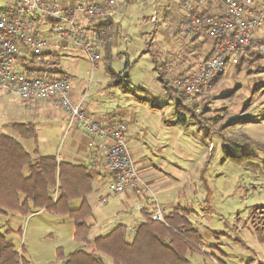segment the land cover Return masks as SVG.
<instances>
[{
    "label": "rangeland",
    "instance_id": "rangeland-1",
    "mask_svg": "<svg viewBox=\"0 0 264 264\" xmlns=\"http://www.w3.org/2000/svg\"><path fill=\"white\" fill-rule=\"evenodd\" d=\"M113 1L118 3L112 16L113 28H108L109 52H100L101 61L94 68L85 57L81 58L80 74L88 86L86 100H103L110 110L124 111L116 119L126 125L127 131L148 141L153 158L183 172L175 181L177 207L188 211L203 244L201 252L189 256L190 264H264V58L249 64L241 60L236 67L228 64L208 95L195 101L198 108L209 106V115L220 119L224 116L222 122L229 123L222 135H206L203 124L196 120H178L175 98L165 95L160 81L154 78L150 59L155 48L152 53L142 51L153 39L150 15L155 11L150 5L160 6L154 24L166 27L174 15L165 19V12L174 9L177 17L186 14L182 1L172 0L171 6L167 0ZM9 2L0 0V12L8 10ZM155 37L164 43L163 38ZM176 39L178 33L171 35V40ZM158 57V61L165 59L161 53ZM104 69L114 73L110 79L119 73L128 75L120 79L121 85L108 86L113 93L110 97H98L99 83L105 84L109 78ZM216 92L227 95L225 101ZM159 147H163L162 153H158ZM118 195L107 196L105 206L88 219L94 226L90 241L114 224L112 204ZM78 204L73 201L71 207L77 208ZM73 233L74 224L69 218L46 211H34L26 217L15 212L0 215V234L27 264H62L68 254L90 248L77 243ZM101 259L104 264H112L106 256Z\"/></svg>",
    "mask_w": 264,
    "mask_h": 264
},
{
    "label": "crops",
    "instance_id": "crops-1",
    "mask_svg": "<svg viewBox=\"0 0 264 264\" xmlns=\"http://www.w3.org/2000/svg\"><path fill=\"white\" fill-rule=\"evenodd\" d=\"M12 1L13 0H11V3L9 2L8 10L13 8V5L17 0H14V2ZM57 1L63 5L71 4L73 2V0ZM84 1H98L103 10L107 12V15L103 18H88L83 14H78L76 20L77 26L84 32L85 40L92 45H95L99 54L101 51H105V54H107L109 52L108 28H113L114 24L112 16L116 13L118 2L110 5L108 0ZM128 1L130 2L131 0ZM181 1L185 7L186 14L177 17V13H175L176 10L174 9L172 13L165 12L163 14L164 17H166L165 19L174 15L171 25H166V27H163L164 25L160 23L157 25L154 24L158 20L157 13L159 12L160 6L157 3L150 5V8H153L155 11L150 15V22L152 23L150 29L152 30L153 39L149 40L150 42L146 43L145 49L142 50L144 53H147L146 50L149 51L148 53H152L153 47L156 49V52L154 49L150 59L156 72L154 78L160 81L165 95H168L170 98H175V108H177V97L173 94L167 93L163 86L164 82L167 81L169 83V80L172 81L177 75H180L179 77L187 75L189 72L195 70L202 61L214 54V40L206 33V31L202 35L195 36L180 34V25L189 13L185 5H190L191 11L194 13H206L213 16L222 15L224 10L221 0ZM167 2L170 5V2L173 1L167 0ZM129 9L130 7L127 9V13L129 12ZM26 18L32 22V30L49 41L50 47L38 57L32 55L27 49H23L20 63L24 70L30 74H39L49 78H65L70 85L69 94L71 100L74 102L81 101L84 109L90 117L97 120L101 125L109 127H114L120 123L121 120H117L116 118L120 117L121 114H124V111L121 109L110 110L105 106L106 104L103 100H86L87 97L85 98V96L88 92V86L84 75L80 74V63L82 62L81 58L85 57L87 59V57L77 47L76 43L71 39H57L56 35L51 31L50 23L39 18L38 14L28 15ZM177 33L179 39L171 40V35H177ZM140 35L143 36V33H140ZM125 36L128 37L129 35L125 34ZM155 36H157L158 39L163 38L164 43L157 42ZM252 41L253 43L264 42V27L252 32ZM165 43H167L168 47ZM162 48L165 49V52L161 51ZM160 53L164 55V61L157 60ZM263 58L264 54L258 52L252 47L245 55L240 57V61L244 60L249 64L255 61H260ZM100 61L101 60L98 62ZM104 72L105 75L108 74L107 76H109V78L105 81V84L99 83L100 90L98 97H110L113 93L109 92L110 90H108V86L120 84V79L122 77H128L127 74L123 73L124 75H121L119 73L110 79L111 76H114V73H112L110 69L108 71L105 70ZM223 73L218 80L222 77ZM116 78L118 79L115 80ZM168 86L175 89L170 83ZM208 93L209 91H205L197 95V97H199L196 100L194 99L192 103H189L184 97L183 98L188 104H193L197 112H200L204 108H207L210 112L211 110L209 109V106L202 105V107L199 106V108L201 107L200 109L195 106L197 100L206 94L208 95ZM216 93L218 94L219 92ZM219 95L221 99L225 101L227 95H221L220 93ZM228 111L230 112L231 110L228 109ZM186 118L194 120L189 116H185V120L180 122L186 123ZM13 124L31 126L35 132L34 137H21L19 133L13 129ZM0 134H7L17 139L33 159L36 158L38 154H51L56 156L58 161L86 166L93 180L92 192L87 196V201L91 207L92 214L101 209L102 206H105L104 204L99 205L98 202L102 196L104 197L103 194L107 191V186L112 180V176L107 171L105 163L104 146L107 142L89 135L79 124H70L69 116L65 110L56 107L48 100L23 102L13 94L0 91ZM125 138L143 181L145 182L146 180L151 189L155 192L158 203L163 209L165 215L170 214L173 210L177 209V183L175 181H177V176L179 178L183 176V172L177 170L175 165L168 167L165 163L156 161V157L153 158L155 154L152 153L146 145L148 141L142 140L141 137L138 134L133 133V131H127L126 129ZM158 150V153H162L163 147H159ZM184 175L189 174L184 173ZM189 187L190 182L188 184V188ZM173 191L176 192L174 193ZM51 196L52 199L56 201L59 197V191L54 190ZM147 196L148 195L143 189L140 188L129 189L119 194L117 196L118 198H116L112 204V215H115V222L113 225L104 229L103 231L105 232L101 235L107 234L118 225H123L125 227L124 234L126 238L130 240L140 223L143 221V211L146 210H142L141 207L151 204V201ZM39 211L45 210L42 209ZM33 213L34 212H31L29 215H32ZM88 223L91 225V233L94 227L93 222ZM132 228H134V230L129 232ZM88 246L90 248L87 247V250H84L88 252L92 251V245Z\"/></svg>",
    "mask_w": 264,
    "mask_h": 264
},
{
    "label": "built area",
    "instance_id": "built-area-1",
    "mask_svg": "<svg viewBox=\"0 0 264 264\" xmlns=\"http://www.w3.org/2000/svg\"><path fill=\"white\" fill-rule=\"evenodd\" d=\"M108 3L113 5L115 1L108 0ZM221 3L224 10L220 16L194 13L190 5H185L189 13L180 25V34L195 36L206 31L214 40V54L192 72L171 81L172 87L189 103L197 95L209 91L228 64L238 65L240 57L250 48L264 54V42L252 41V32L264 27V0H221ZM34 14L50 23L57 39L73 40L92 68L101 60L97 47L85 40L84 32L76 23L78 14L88 18L105 17L107 12L99 2L73 0L71 4L63 5L57 0H17L12 9L0 12V91L13 94L23 102L51 101L67 112L70 124H79L89 135L107 142L104 146L105 163L112 180L107 186V195L100 199L99 205L106 203L107 196L140 188L151 201L141 209L148 210L152 220L166 223L165 213L155 194L135 166L125 138L126 125L123 122L114 127L101 125L88 115L81 101L71 100L70 85L65 78L30 74L22 67L23 49L38 57L50 47L49 41L36 34L32 30V22L26 18ZM178 230L183 231L181 227Z\"/></svg>",
    "mask_w": 264,
    "mask_h": 264
},
{
    "label": "trees",
    "instance_id": "trees-1",
    "mask_svg": "<svg viewBox=\"0 0 264 264\" xmlns=\"http://www.w3.org/2000/svg\"><path fill=\"white\" fill-rule=\"evenodd\" d=\"M168 85L167 81L163 84L167 93L177 97L179 121L189 116L203 124L206 135H222L229 124L222 122L224 116L222 119L212 117L207 108L197 112L178 90ZM12 127L21 137H34L31 126L13 124ZM92 184L86 166L58 161L51 154H38L33 159L17 139L0 134V215L15 212L26 217L44 209L69 218L74 224V240L93 247L90 252L82 248L75 250L62 264H104L101 256L110 258L112 264H190L189 256L201 252L202 237L189 220L188 211L181 207L165 216L166 223L152 220L149 213L143 211V221L130 240L124 234L125 227L118 225L90 241L88 219L92 211L87 196L92 192ZM54 190L59 191L56 201L51 196ZM75 200L80 204L72 208L70 204ZM179 227L183 231H179ZM26 263L0 234V264Z\"/></svg>",
    "mask_w": 264,
    "mask_h": 264
},
{
    "label": "bare ground",
    "instance_id": "bare-ground-1",
    "mask_svg": "<svg viewBox=\"0 0 264 264\" xmlns=\"http://www.w3.org/2000/svg\"><path fill=\"white\" fill-rule=\"evenodd\" d=\"M166 216V215H165Z\"/></svg>",
    "mask_w": 264,
    "mask_h": 264
}]
</instances>
